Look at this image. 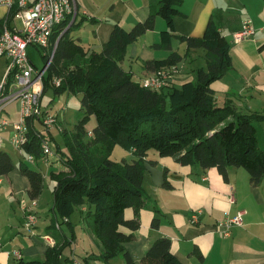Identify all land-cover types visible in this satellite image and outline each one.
Instances as JSON below:
<instances>
[{
  "label": "trees",
  "instance_id": "trees-1",
  "mask_svg": "<svg viewBox=\"0 0 264 264\" xmlns=\"http://www.w3.org/2000/svg\"><path fill=\"white\" fill-rule=\"evenodd\" d=\"M182 3L183 0H160L159 10L130 30L116 24L100 52L89 53L71 38L72 26L66 29L73 15L52 36L57 48L44 76L43 95L51 87L55 94L81 93L80 109L85 113L74 130L63 129L64 144L51 136L54 152L68 168V171H51L55 181L53 210L57 218H68L65 223L72 227L71 217L86 206L82 215L90 218L106 262L123 255L127 264H136L125 244L140 229V211L147 204L143 190L149 150L155 149L162 157L174 156L182 165H199L204 170L216 167L225 178L230 167H244L254 186L264 180V147L260 146L255 124L264 115L241 113L230 102L220 105L211 87L233 68L232 45L213 17L202 37H180L188 50L203 47L206 51L207 65L197 70L195 80L152 91L121 65L129 46L155 28L158 15L166 20L167 29L162 31L157 46L172 48L175 17L180 14ZM2 25L0 20V33ZM48 54L43 56L46 62ZM182 59L179 53L172 52L165 59L148 60L144 65L151 71L178 65ZM56 77L62 78L60 86L53 84ZM92 115L97 124L86 141L84 124ZM28 124L23 153L39 157L42 155L39 126L34 119ZM116 144L132 150L138 159L113 160L111 153ZM13 169L11 155L0 151V175ZM20 169L30 181L31 199H37L43 189L42 174L23 162ZM164 184L171 186L168 181ZM129 209L134 212L132 218L126 216ZM152 227H160L159 218L153 219ZM70 240L48 247L43 260L19 259L17 264H65L66 261L72 264L74 255L62 259ZM82 262L88 264L87 260ZM142 264L182 263L172 250V240L162 237L148 248Z\"/></svg>",
  "mask_w": 264,
  "mask_h": 264
},
{
  "label": "crops",
  "instance_id": "crops-1",
  "mask_svg": "<svg viewBox=\"0 0 264 264\" xmlns=\"http://www.w3.org/2000/svg\"><path fill=\"white\" fill-rule=\"evenodd\" d=\"M76 2V18L71 22L73 25L70 36L89 53L102 51L116 24L130 30L160 7V0ZM179 10L180 14L175 17L176 31L171 49L157 46L161 42L162 31L167 29L166 20L158 15L155 28L129 46L121 65L124 67L123 62L127 57L132 62L139 63L142 71V77L138 80L140 82L153 71L145 68L146 61L165 59L172 52L183 57L179 67L187 59L194 61V57H205L203 63L207 65L205 49L199 47L188 50L180 37H202L213 17L232 45L230 54L233 59V68L228 74L211 85L217 100L218 95L222 94L224 104H234L239 112L264 115V0H183ZM7 12V7L0 5V20L4 19ZM246 19L253 21L255 33L240 43H234L233 34L242 28ZM6 62L8 64V59ZM203 65L197 66V69L204 67ZM126 70L135 74L132 66ZM183 72L182 66L175 86L194 80L191 75H183ZM12 105H16V108L11 113ZM13 113L15 116L11 117ZM19 116L20 102L15 100L4 106L0 122L2 119L14 122ZM255 124L259 130L260 146L264 147V120L255 121ZM8 128H11L13 134L12 127ZM15 149L20 156L17 161L12 157L14 149L0 148V151L11 155L14 163L12 171L0 175V264H17L19 259L13 256L14 251H20V259H45L49 245L43 238L44 235H49L60 245L71 239L63 226L60 229L56 227L57 221L61 220L54 214L53 207L51 212L54 216L49 218L48 215H41L40 203L37 213L39 222L44 227L39 223L35 228L36 235L27 230L24 206L30 204L31 186L28 177L22 173L20 164L23 162L40 172L45 182L42 167L49 165L50 160L49 157L40 155L31 162L27 155ZM161 160L163 169L153 168L156 180L150 183L157 196H151L145 174L143 191L147 204L140 211L141 226L134 232L132 241L125 244L134 262L142 264V258L151 244L159 238L168 237L172 240L173 252L182 264H264V180L257 186L252 185L250 173L244 167H230L228 177L225 178L216 167L204 170L199 165H182L174 156H164ZM60 161L61 163L54 161L49 166L48 176L51 180L53 179L49 174L52 170L68 171L61 157ZM147 161L149 155L145 158V162ZM165 181L171 186H166ZM42 195L43 189L37 197L38 201L42 199ZM79 210L87 209L84 206ZM238 213H242V225H220L228 217ZM126 216L132 218L133 210H127ZM193 216H197L194 222ZM154 218L160 219L159 228L152 227ZM74 237L73 233V240L70 241L74 242ZM91 239L96 242L94 235ZM62 259H65L64 255Z\"/></svg>",
  "mask_w": 264,
  "mask_h": 264
},
{
  "label": "built area",
  "instance_id": "built-area-1",
  "mask_svg": "<svg viewBox=\"0 0 264 264\" xmlns=\"http://www.w3.org/2000/svg\"><path fill=\"white\" fill-rule=\"evenodd\" d=\"M76 0H0V5L7 7V15L3 19L2 31L0 33V56L7 57V71L0 83V113L4 106L12 101L19 100L20 116L10 122L2 119L0 126L7 128L12 125L14 132L11 136L12 145L23 152V146L28 141L29 120L34 119L38 124V135L41 138V151L44 156H54L56 153L52 147V130L56 128L60 119L57 114L44 111L41 107V99L44 92V76L53 58L49 57L46 65L40 69L31 60L28 47L30 45L52 49L54 46L52 36L56 28L65 22L70 15L75 16L77 12ZM16 21H20L17 24ZM69 26V25H68ZM255 33V27L251 19L243 22L242 28L233 34V42L240 43ZM56 45L53 47L55 49ZM53 49V51H54ZM53 53V52H52ZM52 55V54H51ZM180 69L178 65H165L150 72L141 80V84L152 91L169 88L175 84ZM62 78L53 80L55 86H60ZM92 132H90V135ZM3 139L0 138V148ZM31 161H35L34 155H27ZM29 205L24 206L26 215V228L36 235L35 228L39 217L35 212L37 200L32 199ZM197 216L192 217L196 221ZM62 222L57 221L56 227L61 228ZM242 213L228 217L221 222L227 227L230 224L242 225ZM228 235V232L224 231ZM43 238L49 247L55 245V240L49 235ZM13 256L20 259V251H14ZM72 264H84L81 260L74 258Z\"/></svg>",
  "mask_w": 264,
  "mask_h": 264
},
{
  "label": "rangeland",
  "instance_id": "rangeland-1",
  "mask_svg": "<svg viewBox=\"0 0 264 264\" xmlns=\"http://www.w3.org/2000/svg\"><path fill=\"white\" fill-rule=\"evenodd\" d=\"M20 21H16L17 24ZM160 51V50H159ZM162 51V50H161ZM28 53L33 61V63L40 69H42L46 65V61L44 59V55L48 54L49 57L52 54L51 49H47L44 47H37L34 45H30L28 47ZM194 61H191L189 59L183 61L182 65L180 64L179 69L182 70L183 66V75H191L192 78L196 79V72H197V66H203L206 67V64L203 63L205 60V57H194ZM7 58L0 56V80L6 71L7 67ZM124 63V64H123ZM122 64L126 69H130L132 66L133 71L135 74L133 75L135 80H140L142 77V71H141V65L137 63L136 61H131L130 57H127L125 61ZM197 69V70H196ZM195 70V72H194ZM195 73V75H194ZM228 74V73H227ZM61 78V77H60ZM217 97V96H216ZM218 102L220 105H223V98L224 96L218 95ZM81 99L82 94H74L71 92H64L63 94H55L54 88H49L47 92L43 95L41 99V107L42 110L50 111L53 114H57L59 116V123L57 124L56 128L52 130V134L55 136V138L60 142L64 144V137H63V129L67 128L69 130H74L75 126L83 119L85 116L84 111L80 109L81 107ZM13 102V101H12ZM16 105H12L10 107L11 113L15 111ZM15 116L14 113L11 114V117ZM264 120V119H263ZM97 120L94 115L91 117H88L86 123L84 124L85 130L87 132L85 139L86 141L90 139L91 135L90 132L93 130V128L96 126ZM12 127L13 132L14 128L12 125H9ZM11 128H2L0 126V138L3 139V145L2 148H10L14 149L12 150V157L15 161H17L20 156L15 151L16 149L14 146L11 145ZM55 143L53 142V147ZM66 149V148H65ZM149 155V161L146 162V182L148 184L149 191L151 190V196H157V193L155 194L153 192L154 187L151 185L153 182H155V170L153 168H157L162 170V156L159 155V153L155 149H151L148 151ZM58 158V159H57ZM111 158L115 161H122L126 159L128 162H132L133 160L138 159L137 155H135L131 150H128L124 146H121L120 144H116L114 147ZM50 164H54V161H58V163H61L60 161V155H54L49 156ZM150 160H154L151 162ZM49 165H43L42 171L45 175V182L43 180V195L42 199L40 201L37 200V205L35 207V212L37 213V207L39 208V203L41 205V215H48L49 218H52L53 213L51 212V208L54 206V186L55 183L53 180L50 179L48 176L49 171ZM36 167V166H34ZM51 176V174H49ZM151 183V184H150ZM158 198V197H156ZM29 200V198H28ZM33 200L30 199L29 202H32ZM40 214V213H39ZM55 215H57L54 212ZM82 211L79 209L75 212V214L72 217V225L73 230L75 234V241L69 243L65 249H64V256L67 258L68 256L71 257L74 255L78 260L86 261L88 264H125V258L123 255H119L114 259H111L110 261L106 262V260L103 259L101 256L102 247L101 244L97 242L92 241L91 237H93V231L90 226V218L87 217L86 214L82 215ZM38 215V213H37ZM59 220L63 221L62 218H58ZM60 221V222H61ZM39 220L38 224L39 225ZM42 225V222L40 223V226ZM62 226L64 227V231L66 232L67 236L71 238L73 236V233L71 231V227L67 223H62ZM44 227V225H42ZM95 240V239H94ZM67 262V261H66Z\"/></svg>",
  "mask_w": 264,
  "mask_h": 264
},
{
  "label": "water",
  "instance_id": "water-1",
  "mask_svg": "<svg viewBox=\"0 0 264 264\" xmlns=\"http://www.w3.org/2000/svg\"><path fill=\"white\" fill-rule=\"evenodd\" d=\"M75 18H76V14H75V16H74V18H73V21L75 20ZM71 26H72V25L70 24V25L67 27L66 30H68ZM63 34H64V33H63ZM63 34L60 36V38L63 37ZM59 40H60V39H58V42H59ZM56 48H57V45H56V47H55V49H54V51H53V53H52V55H51V58L54 57V54H55Z\"/></svg>",
  "mask_w": 264,
  "mask_h": 264
}]
</instances>
